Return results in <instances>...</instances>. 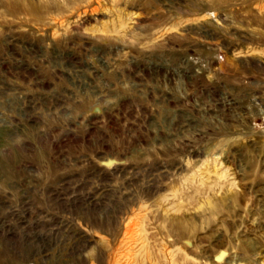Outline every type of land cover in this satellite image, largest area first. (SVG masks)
Here are the masks:
<instances>
[{"label":"rangeland","instance_id":"obj_1","mask_svg":"<svg viewBox=\"0 0 264 264\" xmlns=\"http://www.w3.org/2000/svg\"><path fill=\"white\" fill-rule=\"evenodd\" d=\"M0 264H264V0H0Z\"/></svg>","mask_w":264,"mask_h":264},{"label":"bare ground","instance_id":"obj_2","mask_svg":"<svg viewBox=\"0 0 264 264\" xmlns=\"http://www.w3.org/2000/svg\"><path fill=\"white\" fill-rule=\"evenodd\" d=\"M221 258V257H220Z\"/></svg>","mask_w":264,"mask_h":264}]
</instances>
